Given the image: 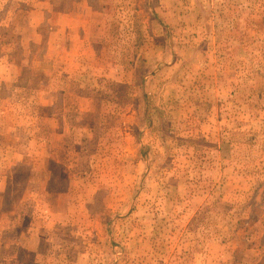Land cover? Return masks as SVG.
<instances>
[{"label":"rangeland","instance_id":"obj_1","mask_svg":"<svg viewBox=\"0 0 264 264\" xmlns=\"http://www.w3.org/2000/svg\"><path fill=\"white\" fill-rule=\"evenodd\" d=\"M0 264H264V0H0Z\"/></svg>","mask_w":264,"mask_h":264}]
</instances>
